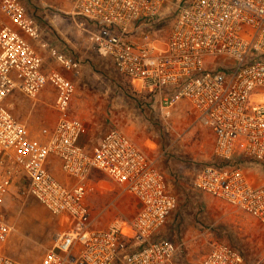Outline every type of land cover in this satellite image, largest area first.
<instances>
[{
    "label": "built area",
    "instance_id": "built-area-1",
    "mask_svg": "<svg viewBox=\"0 0 264 264\" xmlns=\"http://www.w3.org/2000/svg\"><path fill=\"white\" fill-rule=\"evenodd\" d=\"M71 14L91 49L137 94L159 101L166 116L178 103L190 105L212 134L215 160L194 169V189L264 227V0H71ZM32 41L39 32L24 6L2 0L0 264H26L8 256L6 244L14 231L7 205L27 200L63 226L39 264H179V246L161 234L177 206L165 175L119 129L92 149L83 145L86 127L69 114L75 87L45 72ZM52 57L79 75V62ZM47 86L56 91L58 120L33 133L7 101L16 92L36 99ZM55 169L69 181L59 182ZM97 176L135 201L131 219L94 227L88 200L103 182ZM200 264H242V257L211 241Z\"/></svg>",
    "mask_w": 264,
    "mask_h": 264
},
{
    "label": "rangeland",
    "instance_id": "rangeland-1",
    "mask_svg": "<svg viewBox=\"0 0 264 264\" xmlns=\"http://www.w3.org/2000/svg\"><path fill=\"white\" fill-rule=\"evenodd\" d=\"M18 1L38 28L39 41L32 44L45 61V72H59L75 87L69 114L86 127L83 145L92 149L108 131L119 129L165 175L177 206L161 234L179 246V264H200L211 241L235 248L242 264H264V227L193 187L194 169L215 160L212 134L200 126L190 105L178 103L166 116L159 101L137 94L110 60L91 49L88 34L78 27L82 20L71 14V0ZM53 51L79 62V75L63 70L52 57ZM55 97L56 91L47 86L36 99L16 92L7 105L19 122L38 133L58 120ZM53 172L59 182L69 181L58 169ZM98 180L103 182L94 186L88 200L94 227L106 228L117 216L131 219L135 201L103 177H95ZM7 206L14 231L6 254L26 264H39L63 226L33 200Z\"/></svg>",
    "mask_w": 264,
    "mask_h": 264
},
{
    "label": "trees",
    "instance_id": "trees-1",
    "mask_svg": "<svg viewBox=\"0 0 264 264\" xmlns=\"http://www.w3.org/2000/svg\"><path fill=\"white\" fill-rule=\"evenodd\" d=\"M102 177V176H101ZM104 178V177H103Z\"/></svg>",
    "mask_w": 264,
    "mask_h": 264
}]
</instances>
